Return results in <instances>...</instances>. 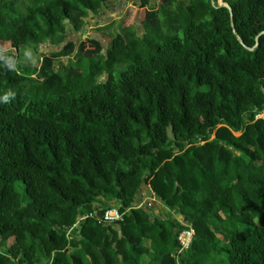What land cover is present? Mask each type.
Listing matches in <instances>:
<instances>
[{
    "label": "trees",
    "instance_id": "16d2710c",
    "mask_svg": "<svg viewBox=\"0 0 264 264\" xmlns=\"http://www.w3.org/2000/svg\"><path fill=\"white\" fill-rule=\"evenodd\" d=\"M224 2L77 46L111 0H0V264H264V0Z\"/></svg>",
    "mask_w": 264,
    "mask_h": 264
},
{
    "label": "rangeland",
    "instance_id": "374dc122",
    "mask_svg": "<svg viewBox=\"0 0 264 264\" xmlns=\"http://www.w3.org/2000/svg\"><path fill=\"white\" fill-rule=\"evenodd\" d=\"M158 2L159 0H152V4L143 7L141 5V0H111V4L103 10L104 12L97 15L91 13L90 16L86 18V25L84 27V33L81 39L77 35L72 36L70 39L78 46L81 41H86L89 38H98L102 41V44L106 46L111 42L112 36L120 30L121 22L124 23L122 25H128L129 23L136 25L138 34L140 35L144 32V27L141 23L142 19H144L145 10L147 8H158ZM87 46L89 47L90 44L87 43ZM8 47H10L9 44L5 45L4 48ZM62 47V45L57 47L51 43L44 44L41 48V54H49L53 51H60ZM60 59L64 61L65 64H68L70 61H76L77 57L76 53L74 52L69 56H62ZM28 64L32 66H39L41 64L40 58L33 57L30 60L28 59ZM82 64L84 70L88 69L86 60H83ZM129 66L130 64L120 66L116 70V75L118 76L122 71L128 70ZM103 80H105V76L100 78V81ZM260 117H264V113ZM15 187L22 199L28 198L25 193V185L22 181H16ZM244 229L248 230L250 228L245 227Z\"/></svg>",
    "mask_w": 264,
    "mask_h": 264
},
{
    "label": "built area",
    "instance_id": "2783aa9c",
    "mask_svg": "<svg viewBox=\"0 0 264 264\" xmlns=\"http://www.w3.org/2000/svg\"><path fill=\"white\" fill-rule=\"evenodd\" d=\"M93 216L85 215L83 219ZM124 214L116 207L109 208L105 211L103 217L98 218V222L100 224L108 225V224H115L119 221L123 220ZM195 230L191 227H188L184 229L178 237L179 243H180V250L184 251L186 249H189L191 247L192 241L194 239Z\"/></svg>",
    "mask_w": 264,
    "mask_h": 264
},
{
    "label": "crops",
    "instance_id": "0c3cea01",
    "mask_svg": "<svg viewBox=\"0 0 264 264\" xmlns=\"http://www.w3.org/2000/svg\"><path fill=\"white\" fill-rule=\"evenodd\" d=\"M142 195H143L142 203H147L149 207H151L153 212H155L156 214H160V212L163 209L162 204L156 201L155 196L153 195V191L151 190L150 186L144 187Z\"/></svg>",
    "mask_w": 264,
    "mask_h": 264
},
{
    "label": "water",
    "instance_id": "95a60500",
    "mask_svg": "<svg viewBox=\"0 0 264 264\" xmlns=\"http://www.w3.org/2000/svg\"><path fill=\"white\" fill-rule=\"evenodd\" d=\"M219 6H220V7H227V8L230 10L231 14L233 13V9H232V7H231L228 3H225L224 0H220V1H219ZM232 25H233V28H234V23H233V21H232ZM234 33H235V35L237 36L238 40L242 43V45H244L245 47L248 48V46H246V44L244 43V41L242 40L241 36L238 34V32L236 31L235 28H234ZM249 49H252V48H249Z\"/></svg>",
    "mask_w": 264,
    "mask_h": 264
}]
</instances>
